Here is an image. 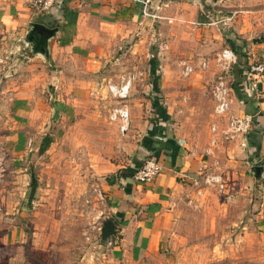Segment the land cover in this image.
Returning a JSON list of instances; mask_svg holds the SVG:
<instances>
[{
	"label": "crops",
	"instance_id": "obj_1",
	"mask_svg": "<svg viewBox=\"0 0 264 264\" xmlns=\"http://www.w3.org/2000/svg\"><path fill=\"white\" fill-rule=\"evenodd\" d=\"M200 1L56 0L52 11L42 12L28 0H0V25L18 32L21 38H27L32 24L58 31L48 42V56L29 44L31 60L47 68L55 92L51 96L53 116H60L62 124L57 134L61 132L70 146L77 141V147L94 156L97 175L105 176L100 183L107 203L105 220L113 219L117 224V236L105 244L113 260L133 264L157 258L179 222L177 206L192 185L189 179H197L204 169L214 167L217 157L247 160L252 155L247 167L250 172L254 166H264L256 161L264 157L261 124L246 136L226 139L227 117L218 118L213 112L217 122L212 146L203 136L197 147L183 128L176 127L177 111L181 120L186 119V107L200 106L203 98L211 100L215 109L214 89L219 77L227 82L236 70L235 80L240 84L247 47L253 45L257 53L264 49V8L259 4L263 0L235 4L239 12L237 49L229 45L223 32L232 28L221 29L211 7ZM252 1L259 3L251 7ZM225 48L232 49L239 62L222 73L215 59ZM201 60L199 70L192 66L195 71L183 79L186 65L182 71L179 62L198 64ZM204 61L209 62L205 70L201 68ZM129 76L133 78L126 101L129 128L122 134L119 123L112 122L103 109L108 104L103 99L110 96V84L120 85L122 78ZM228 85L230 115L262 111L264 116V101L258 107L256 99L243 94L239 97ZM112 99L111 106L116 107L119 101ZM17 101L16 106L23 107L26 100ZM43 135L53 139L52 134ZM43 137L35 148L39 155L48 153L54 143L53 139L41 154ZM115 138L120 141L117 145L116 140L108 141ZM16 149L17 161L22 163L28 150L22 141ZM205 151L210 156L202 154ZM150 156L157 158L164 170L153 184H138L134 174ZM257 229L264 230V217H259Z\"/></svg>",
	"mask_w": 264,
	"mask_h": 264
},
{
	"label": "rangeland",
	"instance_id": "obj_2",
	"mask_svg": "<svg viewBox=\"0 0 264 264\" xmlns=\"http://www.w3.org/2000/svg\"><path fill=\"white\" fill-rule=\"evenodd\" d=\"M219 1L200 2L207 3L217 19V13L231 5ZM259 4L264 8V0ZM230 28L232 32H223L238 38V24ZM31 55L24 37L0 25V264H131L113 260L101 241L107 203L100 183L105 176L97 175L94 156L77 147V141L70 146L61 132L57 134L62 124L60 116H53L55 92L47 68L32 62ZM201 62L179 65L182 71L185 65L199 70ZM235 78L232 70L228 84L233 86ZM112 98L110 93L103 99L109 117ZM18 99L26 100L23 107L16 106ZM185 112L181 120L177 111L176 127L183 128L196 147L203 136L212 146L217 122L212 101L203 98L200 106H188ZM46 132L54 143L39 155L35 148ZM113 140L120 142L108 141ZM19 141L28 150L22 163L17 161ZM202 154L210 156L207 151ZM250 157L214 159L215 166L199 177L213 174L220 183L190 185L177 206L179 222L163 251L133 264H264V230L257 229L259 217H264V177L254 179L247 168ZM256 161L264 163V157Z\"/></svg>",
	"mask_w": 264,
	"mask_h": 264
},
{
	"label": "built area",
	"instance_id": "obj_3",
	"mask_svg": "<svg viewBox=\"0 0 264 264\" xmlns=\"http://www.w3.org/2000/svg\"><path fill=\"white\" fill-rule=\"evenodd\" d=\"M31 7L36 8L42 12L52 11L56 0H28ZM220 3L231 5L224 7L217 13V19L215 23L222 24L225 28L232 27L239 14L238 10L232 8V5L242 3V0H220ZM264 28V23L262 24ZM249 46L244 50V63L241 64L243 73L241 76V82L239 84L241 92L247 98H253L257 100V106L259 107L264 101V49L262 53H257L253 48ZM239 62L238 55L230 48L223 49L215 59V64L220 68L222 73H227L233 66ZM209 67V62L204 61L201 65L203 70ZM195 69L192 66H185L183 72L184 77L191 75ZM132 77L122 78L120 85H109L112 96L119 101V104L114 107L110 114V120L112 122L119 123L120 132L126 133L129 128V109L126 106V101L129 99L130 90L132 86ZM231 93L230 86L224 80L223 77H219L214 89L215 109L214 115L218 118L227 117L228 131L224 132L226 139H235L238 135L246 136L253 129L254 126L261 124L264 129V116L262 111H257L254 114L245 113L239 117L230 115V100ZM216 131V126H213V132ZM246 146V143L243 144ZM164 167L162 163L150 156L144 162V164L135 172L134 180L141 185L153 184L158 176L163 172ZM188 179V178H187ZM221 178L213 174H207L204 179L200 177L197 179H189L193 186H200V184L208 185L212 183H220ZM109 245H112L110 242Z\"/></svg>",
	"mask_w": 264,
	"mask_h": 264
},
{
	"label": "water",
	"instance_id": "obj_4",
	"mask_svg": "<svg viewBox=\"0 0 264 264\" xmlns=\"http://www.w3.org/2000/svg\"><path fill=\"white\" fill-rule=\"evenodd\" d=\"M57 30H52L43 24H32L31 30L25 39L29 44L34 45V51H40L43 55L49 54L48 42L57 34ZM251 172L258 180L264 177V166H254Z\"/></svg>",
	"mask_w": 264,
	"mask_h": 264
},
{
	"label": "trees",
	"instance_id": "obj_5",
	"mask_svg": "<svg viewBox=\"0 0 264 264\" xmlns=\"http://www.w3.org/2000/svg\"><path fill=\"white\" fill-rule=\"evenodd\" d=\"M224 35H225V38H227V42L229 43V45L234 46L236 49L239 48L237 38L229 39L227 36L228 35L227 32H224ZM238 76H239V74H238ZM232 89L235 91V93L239 97H244L242 95L241 88H240L238 83L233 84ZM254 113H256V112H252L251 114H254ZM52 142H53V139L49 136H47L43 139L42 146L40 149L41 154H44L46 152L47 148L51 145ZM116 236H117L116 221L113 219L105 220L103 222L102 228H101V241H102V243L106 244L110 238H114Z\"/></svg>",
	"mask_w": 264,
	"mask_h": 264
}]
</instances>
